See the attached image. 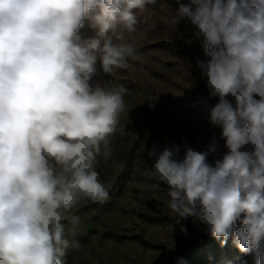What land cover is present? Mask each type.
Returning <instances> with one entry per match:
<instances>
[{
	"label": "clouds",
	"instance_id": "1",
	"mask_svg": "<svg viewBox=\"0 0 264 264\" xmlns=\"http://www.w3.org/2000/svg\"><path fill=\"white\" fill-rule=\"evenodd\" d=\"M155 3L0 0V264H62L79 247L62 222L75 228L81 202L108 198L95 165L110 155L125 111V88L96 77L126 67L134 10ZM185 18L201 41L196 66L219 98L210 122L222 127L228 151L209 163L214 137L201 151L187 142L153 145L148 175L168 186L182 233L191 217L221 247L231 234L241 253L264 264V0H191L170 22ZM85 21L96 35L82 40Z\"/></svg>",
	"mask_w": 264,
	"mask_h": 264
},
{
	"label": "rangeland",
	"instance_id": "2",
	"mask_svg": "<svg viewBox=\"0 0 264 264\" xmlns=\"http://www.w3.org/2000/svg\"><path fill=\"white\" fill-rule=\"evenodd\" d=\"M179 3L191 0H156L135 9L136 31L125 32L124 41L134 45L133 55L126 58V67L96 77L103 87L125 88V111L109 138L110 155H99L95 165L109 196L81 202L73 210L80 217L75 228L70 220L62 222L65 238L79 241L78 248L69 247L60 257L62 264L217 263L192 246L213 237L191 217L181 221L187 229L182 233L168 207V186L148 175L147 151L153 145L187 142L201 151L214 137L217 153L209 154V163L228 151L222 127L210 122L219 98L210 97L207 78L196 66L204 55L195 27L186 18L170 22Z\"/></svg>",
	"mask_w": 264,
	"mask_h": 264
},
{
	"label": "trees",
	"instance_id": "3",
	"mask_svg": "<svg viewBox=\"0 0 264 264\" xmlns=\"http://www.w3.org/2000/svg\"><path fill=\"white\" fill-rule=\"evenodd\" d=\"M82 40H87L90 38H93L96 35V29H94L89 21H85L84 27L80 29V33ZM241 225H237V227H240ZM194 247V250H199L202 253V258H204L205 255H207L212 260L214 259L217 263L215 264H224L225 261L234 260L236 257H241L243 260L248 261L251 260L252 263L255 264V260L253 258V255H244L239 251V249L232 243V237L231 234L229 235L227 244L224 247H221L220 242L215 239L211 238L207 241H201L197 243H193L192 245ZM225 249L226 252H225ZM225 254V256H223ZM204 255V256H203ZM207 264H214V261H205Z\"/></svg>",
	"mask_w": 264,
	"mask_h": 264
}]
</instances>
